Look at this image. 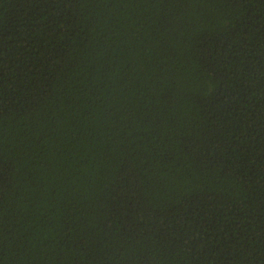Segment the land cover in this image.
Masks as SVG:
<instances>
[{"label":"trees","instance_id":"1","mask_svg":"<svg viewBox=\"0 0 264 264\" xmlns=\"http://www.w3.org/2000/svg\"><path fill=\"white\" fill-rule=\"evenodd\" d=\"M0 264H264V0H0Z\"/></svg>","mask_w":264,"mask_h":264}]
</instances>
